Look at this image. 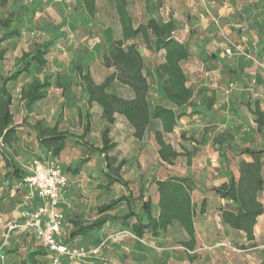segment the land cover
<instances>
[{
  "label": "rangeland",
  "instance_id": "374dc122",
  "mask_svg": "<svg viewBox=\"0 0 264 264\" xmlns=\"http://www.w3.org/2000/svg\"><path fill=\"white\" fill-rule=\"evenodd\" d=\"M168 2L170 0H161L162 6L159 9V14L163 19H168L171 16ZM172 4L176 11L173 15L178 24V37L186 38V34L189 32L193 37L195 32L205 29L216 42H219V45L222 44L223 48H225L226 38H228L231 43L238 46V49H234L231 55L226 54L223 49L224 56L227 59L234 57L238 60L237 62L245 68V77L238 78L240 75H234L214 65L212 66L215 68L210 66L208 70H197L201 75L205 71L208 72V76H206L210 78L208 81L211 86L216 82L219 86L225 87L228 83V81H224L225 78L230 81L232 78L236 82L235 86L231 91L226 90L227 102L224 106L222 104L221 107L216 106L215 112L213 106L207 108L205 105L209 96L205 97L204 94H201L202 92L195 93V99L198 98L204 104L203 109L193 118L192 114H189V117L186 115L181 117L175 131L165 135L164 140L181 151V155L176 159L178 168H183L185 165L194 168L205 160L211 170H217L218 165L224 169V163H228L230 168L236 170L238 159L228 152L227 162L224 161L222 155L217 151L216 138L218 134H224L229 137L233 146L239 148L247 146L258 149L264 145V136L256 132L249 111L255 100L264 108V0H174ZM127 8L135 24L145 21L148 17L144 10L143 0H128ZM11 11H21L25 15L19 17L14 23L19 28L20 35L0 44V48L6 50L1 65L2 74L12 71L20 53L23 50H29L34 42L52 41L47 54V65L44 68L32 65L29 73L8 85L13 97L11 110L14 121L21 124L17 128V139L9 148V152L13 162L21 167L32 157L44 152V149L37 144L35 131L31 124L39 119L46 126L53 125L58 118L57 113L61 102L63 105L59 127L76 135L80 133L81 128L77 122L75 111L80 87L75 84L74 66L81 64L83 70H88L97 83L101 82L113 70L102 66L101 55L111 40L120 37V26L115 17L113 0H96V12L92 16L83 11L80 0H8L5 5L0 6V16L2 17ZM190 27H192L191 30ZM133 41L143 58L144 74L151 86L148 95L150 104L159 102L170 105L163 98L162 80L155 75L154 71L155 66L162 61L163 54L161 52L152 53L145 49L141 36H137ZM183 67L189 74V66L183 65ZM44 75H48L53 82L47 90L46 97L25 107L19 99L20 89L26 87L32 79H41ZM222 75H226L225 78H222ZM56 79L62 83H70L69 95L65 98L61 96V89L54 84ZM107 90L125 97L132 93L130 88L117 81L112 82ZM237 90L242 94L238 96ZM188 118L190 121H187ZM92 120V131L87 139L92 144H98L104 121L98 116L96 109ZM188 122L196 124V126L190 128ZM154 126L155 124L152 122L144 137L141 140H136L132 135L130 125L119 118L110 133L111 139L118 143L111 153L116 157L124 156L127 160L123 176L129 180L133 196H138L140 191L145 190L148 186L147 194L151 200L155 193V187L148 183L157 161V145L152 135ZM181 130L185 133H181ZM86 152L82 145L70 138L67 140L64 150L56 157L68 178L67 185L61 191L66 200V205L62 203L63 201L61 202L64 208L62 212L60 211L64 217V224L72 217L83 219L94 217L98 204L107 202L124 192L120 185L113 186L109 191L97 187L103 182L101 174L103 163L97 155L90 157L89 161L81 167L79 174L75 175L66 170L68 165H75ZM213 157L216 161H211ZM211 163L217 164V167H212ZM262 163L264 165V154ZM4 171L6 168L0 153V211L12 212V215H8L6 222L0 226V242L7 223L21 224L26 219L25 212L29 211L21 200L24 194L22 185L19 184L17 178L7 180ZM219 173L218 169L217 174ZM211 175L212 178L215 177L213 173ZM259 200L264 205V190L259 194ZM199 205L200 203H198L194 216L195 222H198L197 226L204 216L199 213ZM125 211L126 206L120 204L112 210V213L121 214ZM153 213H155L154 209ZM210 213L207 212V217L211 216L213 219L215 214L214 212ZM118 228L116 223H109L104 236ZM18 229L19 227H16V232L9 234L8 244L4 248L0 260L8 256V258H12L14 264H22L20 261L27 259L28 253L39 247L32 234L23 231L24 235L21 238L20 232H17ZM163 232L162 240L158 241L160 249L156 252H152V236L145 234L136 242H129L127 238L122 237L125 242H122L123 245L120 244L119 239H115L113 242L110 240V244L106 242L103 248L107 247L115 252V255L109 260L101 259L103 251L101 248L99 255L76 260L62 259L60 264H99L100 261L107 262V264H184L186 262L185 255H192L180 248L181 240L187 238L186 232L177 223L167 227V230ZM61 238L67 239L66 231ZM89 240L87 237H78L76 240H71L70 244L73 247L89 249L87 246L90 245L86 243ZM99 241L100 239L95 240L91 246H96ZM227 241L240 248L241 251L235 252L227 247L222 248V251L217 253L218 264H226L228 261H230L229 264H234L236 260H239L240 257L244 258L248 253L247 245H243V243L237 245L238 243L230 238ZM214 244L215 242L204 243V249H206L204 251L200 249L203 246H200L198 248L200 250L193 253L198 257L189 260V264L196 263L197 260L203 264L209 258L210 250L218 248H210ZM50 255L37 256L40 259L39 264H51L52 257ZM1 263L4 264V260L0 261Z\"/></svg>",
  "mask_w": 264,
  "mask_h": 264
},
{
  "label": "trees",
  "instance_id": "16d2710c",
  "mask_svg": "<svg viewBox=\"0 0 264 264\" xmlns=\"http://www.w3.org/2000/svg\"><path fill=\"white\" fill-rule=\"evenodd\" d=\"M7 1L0 0V6L5 5ZM80 3L87 15H94L96 0H80ZM127 4L128 0H113L115 17L120 26V37L111 40L101 55L102 66L112 68V72L97 83L88 70H83L81 64L74 66L75 84L80 87L75 110L81 132L76 135L59 127L62 102L58 108V118L53 125L46 126L39 119L31 124L35 131L37 144L54 157L61 154L70 138L84 147L86 154L81 156L75 165H68L67 171L75 175L79 174L81 167L89 161L90 157L97 155L103 163L101 167L103 182L97 187L109 191L114 185H120L124 189L123 193L98 204L95 208L96 215L92 218L72 217L64 224L63 217L58 240L61 244L73 247L70 244L71 240L78 237H89L109 223H116L119 228L107 236L121 229H129L139 238L145 234L156 237L167 227L177 223L188 236L187 240L180 242L181 246L191 250L194 249L196 243L193 222L196 205L191 197V192L195 187L193 176L189 173H167L164 176H157L158 170L164 167L163 163L173 164L174 160L181 155L180 151L164 140V134L173 132L179 119L187 115L183 110L185 107L196 105L194 90L187 85L182 67V62L189 59L190 51L185 42L175 37L176 24L173 18L170 16L168 19H163L159 14L162 6L161 0H143L144 10L148 17L137 24L133 22ZM23 15H25L24 12L11 11L6 16H0V44L20 35V30L14 23ZM137 36H141L144 47L148 51L152 53L163 51V59L155 66L154 71L155 75L162 80L163 98L170 105L159 102L151 105L148 100L151 86L144 74L143 58L133 41ZM51 43L52 41L34 42L29 50H23L20 53L15 68L8 74L1 73L6 50L0 48V153L4 160L6 168L4 176L7 180L17 178L22 183L28 175L26 170L13 162L9 152V148L17 139V128L21 124L14 122L11 110L13 97L8 85L29 73L32 65L44 68L47 65V54ZM114 81L130 88L133 97L125 98L109 92L107 89ZM52 84L48 75H44L41 79H32L26 87L20 89L19 99L25 107H29L45 98ZM54 84L61 89L63 98L69 95V82L62 83L56 79ZM212 103L213 98H208L207 108H211ZM94 105L100 107V116L104 121L98 145L92 144L87 139L92 128L91 108ZM249 111L256 132L264 136V109L255 100ZM116 114L125 118L133 130V137L137 140H141L151 123L156 122L153 138L157 145L158 162L148 185L154 184L155 187L157 213H153V203L147 194L148 186L140 191L138 196H133L129 187L130 182L123 176L126 158L119 159L111 153L117 146V142L110 137ZM216 142L218 143L217 151L224 161L227 162L228 152L239 157L236 167L237 174L233 173L228 163H224L227 179L218 185L206 186V190L212 191L216 196L227 201L224 206L219 207L221 223L231 229L244 231L246 237L251 240L257 217L264 213V205L259 200V194L264 190V165L262 163L264 145L258 149L247 146L239 148L233 146L229 137L224 134H218ZM41 155L42 153L37 154L36 157ZM62 172L66 176L63 170ZM67 179L66 176V182ZM120 204L126 206V211L121 214L112 213V210ZM204 212L205 198L200 201L199 205V213ZM64 231L67 233L65 240L61 238ZM46 254L48 252L39 245L28 253L27 259L22 260V263L39 264L36 257ZM189 258L192 259L193 256Z\"/></svg>",
  "mask_w": 264,
  "mask_h": 264
},
{
  "label": "crops",
  "instance_id": "0c3cea01",
  "mask_svg": "<svg viewBox=\"0 0 264 264\" xmlns=\"http://www.w3.org/2000/svg\"><path fill=\"white\" fill-rule=\"evenodd\" d=\"M172 3H174V0H172V1L170 0V2H168V7L170 6V11H171L170 15H171V17L173 18V20H174V22L176 24V29L174 31V35H175V37L177 39L185 42L188 45V48H189V51H190L189 59L184 61V62H182V67H183V65L185 67L189 66L188 68L190 70L189 74H187L188 73V72H186L187 70H185L184 67H183V70H184L185 75H186V83L191 88H193L194 95H195V93L202 92L201 94H204L205 97H207V96H209L208 98L212 97L213 101H214V103H212V106L214 107V112H215L216 111V106H220L221 104H222V106H224L225 102H227V98L226 97H228V96L225 95L227 93L226 90H230L231 91L232 88H233V87L232 88H228V84L229 83H233V86H235L236 82L232 78H231V81H230L228 78L224 77L226 75H222V78H225L224 81H228V83L225 85V87L219 86L216 82H214L212 84V86H211L210 82L208 81L209 77H207L208 76V74H207L208 72L205 71L201 75V74H199L197 72V70H199V71H201V70L203 71V70H206V69L208 70V68H210V66L214 65V66H217L218 68H220L221 70L223 68L224 70L229 71V72H231L234 75H240L238 78H243V77H245V72H244L245 68L243 66H241V64H239V62H237L238 60H236L234 57L233 58L229 57V59H227L224 56L225 54L223 53V49L224 48H223L222 44L220 43L221 45H219V42H216L215 39L212 38L211 35L208 33V31H206L205 29L201 30L200 32L199 31L195 32L196 34L194 33L193 37H191V34L189 32V33L186 34V38H183V39L179 38L178 37V30H177V25H178L177 24V20H176L175 16L173 15V13H176V11L173 8V4ZM189 29L191 30L192 27H190ZM192 38H194L193 39L194 42L192 41ZM161 53L163 54V51H161ZM223 61H226V62H223ZM213 68H215V67H213ZM216 70H217V68H216ZM221 73L222 72L220 71V74ZM222 89H223V91H222ZM237 92H238L237 93L238 96L242 94L241 91L237 90ZM123 97H125V96H123ZM132 97H133V93H131L128 97H125V98H132ZM195 102H196V105L194 107H185L184 108L185 109L184 111L187 114L186 116L189 117V114H192V118H193L195 115H197L203 109L204 104L202 102H200L198 100V98L195 99ZM206 102H205V105H206ZM155 103H157V102H155ZM95 109H96V113L98 114V116L101 117L100 116V113H101L100 107L97 106V105H94L91 108V112L94 113ZM92 118H93V116H92ZM119 118L123 119L127 123L125 118L122 115H119V114L115 115V122ZM76 119H77V116H76ZM180 120H181V118H180ZM187 121H190L189 118H188ZM91 122H92V125H93V120ZM15 123H17V122H15ZM153 123L156 125V122H153ZM177 126H176V128H177ZM188 126L191 128V127H195L196 124L194 125L193 123L188 122ZM175 129L173 131H175ZM181 129H183V128H181ZM91 131H92V128H91ZM132 132H133V130H132ZM171 133H173V132H171ZM171 133L164 134V136L165 135H169ZM181 133H185V132L182 131ZM90 134H91V132L89 133V135ZM89 135L87 136V138H89ZM152 135H153V131H152ZM98 144H95V145H98ZM117 145H118V143H117ZM173 148L178 150V148H176L175 146H173ZM178 151H180V150H178ZM42 153H44V152H42ZM118 158L119 159L120 158H124V156L118 157ZM177 158H179V156ZM236 158L238 159L239 157H236ZM31 159L26 164H22L21 167L24 168V166L28 165V163L31 161ZM156 159H157V161H156V165H157V162H158L157 152H156ZM176 159L174 160L173 164L163 163L164 167H161L158 170L157 176L160 175V174H161V176H164L167 173L168 174L169 173L170 174L171 173H182V174L189 173V174H191L193 176V179L195 181V187H194V189H193V191L191 193V197H192V201L196 205V208L198 206V203H200V201L203 198H205V212L203 213L204 216L200 220V223L198 225L199 227L196 225L198 222H195V217L193 219L194 220L193 221L194 222V227H195V241H196L195 247H196V249L200 248V246H204L203 245L204 243L209 244V243L215 242V244H216L218 242L227 241V239L230 238L234 242L238 243L237 245H241L242 243H243V245H247V249L246 250H247L248 253H246L244 258L240 257L239 260H236L234 264H264V213L262 215H260L259 217H257V221H256V224L254 225V230H253V239L249 240L246 237V234H245L244 231L231 229L227 225H224V224L221 223L220 216H219V207L224 206L227 203V201L224 200V199L219 198L212 191L206 190V186H208V185H218V184H220L221 182H223V181H225L227 179L226 166L223 169V167H221V166L219 167V165H218V169L220 170V173L217 174L218 169L217 170H215V169L211 170L210 166L207 165V162L205 160H203V162L201 164H198L197 166H194V168L193 167H189L187 165L183 166V168H181V167L178 168V167H176V162H177ZM245 159L249 160V158H246V157H245ZM211 161H216V159L213 157V158H211ZM211 165H212V167L213 166L217 167V164L215 165V164L211 163ZM161 169H163L164 171H162ZM231 169H232L233 173L236 175V170H234L233 168H231ZM3 173H5V171ZM211 173H213V175L215 176L214 178H212L213 176L211 175ZM19 184L22 185V189H23V192H24L23 196L21 197L23 205L27 206L28 207L27 210H29V211L30 210H34L37 207V205H38V202H39L38 198L36 196H29L28 193H27V189L23 185V183L19 182ZM115 186H117V185H114V187ZM152 187H154V184H152ZM61 196H62V199H63L62 203L66 205V200H65L64 196L62 194H61ZM62 203H60L58 205V209L61 212L63 211V208H64ZM152 203H153L154 212L157 213V205H156V203H157V195L155 193H154V196L152 198ZM207 212H209V213L210 212H214L215 215L213 216V219H211V216L207 217ZM8 215H12V212L0 211V226L4 222H6V218H7ZM24 223H25V219L19 225H12L11 223H7V227H9V226L12 227L11 231H10V233H12V234H14L16 232V230H15L16 227H19L17 232H20L19 236H21V238L24 235L22 233L23 231H24V233L25 232H29L30 234H32L34 236L33 230H31L30 228H27L24 225ZM174 224H172L171 226H173ZM171 226H169V227H171ZM107 228H108V225H105L101 230H99L98 232H95L91 236L87 237V238L90 239L89 241H86V243H88L90 245V246H87V247L91 248L92 247L91 243H93L95 240L100 239V241H101V240L105 239L107 237V235L104 236V234H105ZM163 233L164 232L162 231L158 236H156V237L152 236V252H156V250L160 249L158 247L159 246L158 245L159 244L158 241L162 240ZM122 237H125V239L127 238L128 239L127 241H129V242H131V241L132 242H134V241L136 242L137 240H139V239H134V238H131V237H128V236H122ZM122 237L117 238V239L120 240V244L121 245H123V243H125L124 239ZM34 238H35V236H34ZM187 239H188V236H187V238L185 240H187ZM110 240H112L111 242H113L115 239H108L106 241L107 244L111 243V242H109ZM181 241H183V240H181ZM199 242H201V243L199 244ZM36 243H37V241H36ZM87 247L85 246V248H87ZM180 248H181V246H180ZM222 248H226V247H218L216 249L210 250L211 252H209V255H208L209 258L207 260H205V262L203 264H218V261H217L218 255H217V253L221 252ZM124 249H126V248H124ZM198 250H200V249H198ZM201 250L204 251L206 249L202 248ZM121 251H125V250H121ZM183 251H184V249H183ZM122 253H126V252H122ZM48 255H50L49 252H48ZM114 255H115L114 250L113 249L109 250L106 247V248H103V251L101 252V259L102 260H109ZM50 256L52 257V255H50ZM190 256H193V258L190 259L189 258ZM196 256L194 254L185 255L186 262H184V264H189V260L190 261L194 260V258H196ZM0 257H2V255ZM3 260H4V264H14L12 262V258H8V256H5ZM3 260H0V261L2 262ZM22 260H24V259H22ZM22 260L20 261V263H22ZM37 260H38V262H40L39 258H37ZM229 262L230 261H228L226 264H229ZM99 264H107V262L105 263V262L100 261ZM193 264H202V263L199 262V260H197V262L196 263L193 262Z\"/></svg>",
  "mask_w": 264,
  "mask_h": 264
},
{
  "label": "built area",
  "instance_id": "2783aa9c",
  "mask_svg": "<svg viewBox=\"0 0 264 264\" xmlns=\"http://www.w3.org/2000/svg\"><path fill=\"white\" fill-rule=\"evenodd\" d=\"M234 49H238V46L226 38L224 52L231 55ZM232 87L233 83H229L228 88ZM23 169L28 173L22 181L28 195L36 196L39 200L34 210L25 212L26 219L24 225L33 230L38 244L52 255L51 264H60L62 259L76 260L97 255L100 249L105 246L108 239H117L122 236L140 239L129 229H121L108 235L96 246L89 249L69 247L61 244L58 239L63 215L58 210V205L62 202L61 191L67 184L66 176L62 172L56 157L52 156L49 151H44L40 157H33ZM11 228V226L7 227L3 233L0 242V256L8 244ZM216 247H227L236 252L241 251L240 248L233 246L229 241L218 242L210 246V248ZM181 248L187 253L192 254L198 250L196 248L191 250L184 247Z\"/></svg>",
  "mask_w": 264,
  "mask_h": 264
},
{
  "label": "bare ground",
  "instance_id": "6f19581e",
  "mask_svg": "<svg viewBox=\"0 0 264 264\" xmlns=\"http://www.w3.org/2000/svg\"><path fill=\"white\" fill-rule=\"evenodd\" d=\"M62 197V196H61ZM63 200V199H62ZM60 204V203H59Z\"/></svg>",
  "mask_w": 264,
  "mask_h": 264
}]
</instances>
